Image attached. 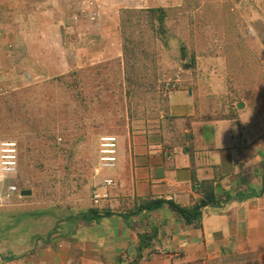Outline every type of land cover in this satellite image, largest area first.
<instances>
[{
  "label": "rangeland",
  "instance_id": "obj_1",
  "mask_svg": "<svg viewBox=\"0 0 264 264\" xmlns=\"http://www.w3.org/2000/svg\"><path fill=\"white\" fill-rule=\"evenodd\" d=\"M199 2L196 10L192 0H0V142L18 145L17 170L7 176L18 192L5 197L0 185V233L10 231L0 239L1 253L13 251L8 241L20 231L27 241L19 248L29 254L28 238L91 205L100 136L121 140L166 121L162 99L146 93L145 103L134 98L129 104L122 92L116 63L121 8L170 7L168 45L154 44L161 49L157 94L168 96L174 90L166 81L174 82L175 90L202 93V108L215 116L233 113L241 99L252 109L244 119L258 112L264 119V0ZM183 43L196 54L194 69L180 57ZM74 69H80L87 107L51 81ZM6 101L21 106L20 118ZM255 127L264 131L263 122Z\"/></svg>",
  "mask_w": 264,
  "mask_h": 264
},
{
  "label": "crops",
  "instance_id": "obj_2",
  "mask_svg": "<svg viewBox=\"0 0 264 264\" xmlns=\"http://www.w3.org/2000/svg\"><path fill=\"white\" fill-rule=\"evenodd\" d=\"M201 95L174 90L171 118L116 136L117 166L101 174L114 183L98 206L112 214L89 223L65 215L50 241L30 242L29 254L15 242L7 253L14 257L0 264H264V131L255 127L262 113L244 119L246 104L216 117ZM207 188L214 201L193 220L166 202L138 210L154 199L191 208ZM152 228L156 237L139 251L138 234Z\"/></svg>",
  "mask_w": 264,
  "mask_h": 264
},
{
  "label": "trees",
  "instance_id": "obj_3",
  "mask_svg": "<svg viewBox=\"0 0 264 264\" xmlns=\"http://www.w3.org/2000/svg\"><path fill=\"white\" fill-rule=\"evenodd\" d=\"M37 1V0H35ZM194 8L197 10L200 7L199 0H192ZM32 3V2H31ZM28 3L27 8H31ZM203 9L204 8H200ZM170 13V7L164 6H149L144 8H121L119 10V34H120V48L121 57L116 59L118 65V75L120 76V82L123 84V93L128 99V102H132V99L137 98V100L145 103L146 93H149L151 98L158 97L162 99L163 104L160 106L161 110L164 111L163 116L168 117L167 112V95L157 94L156 90V80L159 76L157 71V64L161 49L156 48L157 40H160L163 46L168 45L169 30L167 28V19ZM210 21V18L207 19ZM234 40V37L232 38ZM180 57L182 59H188L189 68L194 69V63L196 61V54L194 51H190L187 46L183 43L179 46ZM190 51V52H189ZM119 70V71H118ZM120 72V73H119ZM80 69H74L68 71L67 73L56 75L51 78V81H55L58 84L64 85L78 102L77 105L86 104L84 95H82V89L78 85ZM188 89H191L188 87ZM151 93H153L151 95ZM241 101V99H239ZM127 102V103H128ZM7 110L12 113H16V118H20L21 106L16 105L14 102L6 101ZM87 107V105H85ZM229 114H221L216 117H224ZM206 190L209 191V188ZM212 191V190H210ZM205 193L206 196L201 198L198 203L193 205L191 208L181 207L171 200L154 199L148 202L141 203L138 206V210H153L161 207V205L166 202L170 207H172L176 212L179 213L185 220H193L199 217L200 208L205 204L214 201L211 192ZM99 205H89L87 208L79 210L76 214H70L65 217L67 220H72L74 217L76 220H82L86 223L92 220H98L101 216L110 213L105 212L101 214L98 210ZM58 219V218H57ZM62 220H54V225L51 229H48L43 235H35L32 239L28 238L29 243H37L39 241L48 242L51 240L53 233L57 232L58 226ZM10 231L1 232L0 239L7 237L6 233ZM17 234V239L14 242H19V244H25L27 237L23 238V233H14V238ZM139 244L138 250L150 245L152 238L156 237V230L151 229L149 233H139ZM8 238V237H7ZM21 239V240H20ZM11 239H9V244H15ZM14 256L12 254H3L0 250V260L12 259Z\"/></svg>",
  "mask_w": 264,
  "mask_h": 264
},
{
  "label": "built area",
  "instance_id": "obj_4",
  "mask_svg": "<svg viewBox=\"0 0 264 264\" xmlns=\"http://www.w3.org/2000/svg\"><path fill=\"white\" fill-rule=\"evenodd\" d=\"M165 88L168 91L175 90V83L166 81ZM117 137L116 135H102L99 137L98 150L96 158L92 163L91 173L94 181L90 200L92 205H100L106 201L109 196V188L113 185L114 180L109 176H102L105 170H111L117 166ZM18 163V145L14 140H4L0 142V185L3 186L5 197L18 192V187L7 181V176L12 175L17 170ZM8 184H7V183Z\"/></svg>",
  "mask_w": 264,
  "mask_h": 264
},
{
  "label": "water",
  "instance_id": "obj_5",
  "mask_svg": "<svg viewBox=\"0 0 264 264\" xmlns=\"http://www.w3.org/2000/svg\"><path fill=\"white\" fill-rule=\"evenodd\" d=\"M236 105H237V107H242L244 105V103L242 101H238ZM30 193H31L30 189H20L21 195H28Z\"/></svg>",
  "mask_w": 264,
  "mask_h": 264
}]
</instances>
